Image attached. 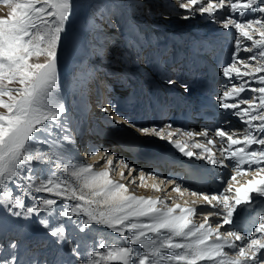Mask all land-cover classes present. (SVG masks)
Instances as JSON below:
<instances>
[{"label": "snow or ice", "instance_id": "6c2138e0", "mask_svg": "<svg viewBox=\"0 0 264 264\" xmlns=\"http://www.w3.org/2000/svg\"><path fill=\"white\" fill-rule=\"evenodd\" d=\"M0 3L11 9L6 17H0V201L12 216H53L60 201H66L58 214L65 221L54 224L41 218L40 224L49 235L68 241L79 264H264V209L256 207L258 198L264 200V0H175L182 20L206 15L223 29L237 33L231 61L220 69L228 83L221 86L218 101L221 109L231 111L245 125L239 136L236 130L223 126L214 133L208 128L174 129L171 123L138 127L110 101L102 109L142 136L166 140L186 158L221 168L232 166L233 174L219 191L190 192L210 209L198 224L193 220L200 214L195 201L185 207L175 202L169 205L160 197L136 195L128 184H135L138 170L123 158L104 152L99 153L101 160L95 165L78 160L65 163L66 154L53 151L65 142L76 146L68 130L69 110L61 98L58 72L62 34L74 0ZM165 83L178 85L184 93L190 91V85L178 79L167 77ZM117 160L124 170L121 179H126L125 171L131 177L126 183L110 176ZM101 162L104 166L98 170ZM41 163L62 168L72 181L51 167L45 175L38 169ZM139 172L143 185L146 173ZM241 175L250 178L241 183L237 180ZM218 179L225 184L223 176ZM165 183L173 184L172 191L181 195L189 192L174 180H160ZM151 187L162 190L159 184ZM33 193H49L59 199L32 195L35 203L29 204L27 198ZM245 211L255 213L248 228L237 224ZM69 225L81 233L90 225L107 227L127 243L105 242L99 250L84 254L75 241L68 240ZM7 248L11 251L0 245V264H24L16 252L18 241H10Z\"/></svg>", "mask_w": 264, "mask_h": 264}, {"label": "bare ground", "instance_id": "6f19581e", "mask_svg": "<svg viewBox=\"0 0 264 264\" xmlns=\"http://www.w3.org/2000/svg\"><path fill=\"white\" fill-rule=\"evenodd\" d=\"M137 1L139 4H137ZM141 1L74 0L73 13L66 24L65 32L62 34L63 40L59 48L58 72L62 86L61 98L66 106L71 108L67 116L68 125L72 128L70 127L71 129L68 128V130L70 135L74 137L76 146L72 147L65 142L57 144L56 148L53 149L57 154L61 151L66 154L65 163H73L76 160L81 161L82 154L84 155L87 150L85 141L97 136L91 135L86 125L100 119L102 116V110L99 109L100 102L96 100L97 95L86 97L85 94L88 86L93 89L90 74L86 70L82 71L86 64H89L88 71H95L94 77L96 78L103 75L102 67L104 65H113L115 75L121 76L122 81L126 80L133 96L131 102L125 105L124 100L121 99L122 102L120 100L121 85L117 83L110 84L118 86L116 110L138 127H161L164 124L171 123L174 129L199 131L208 128L214 133L217 127L223 126L236 130L238 136L245 127L239 118L231 114V111L221 109L218 101V95L222 92L221 86L228 83L220 69L231 61L234 51V44L230 41L231 37H223V34L225 33L227 36V32L232 28L225 30L219 24V26H216L206 15L196 14L191 19L182 20L180 18L181 11L175 5V0H151V2L144 0L143 6L139 7ZM94 9L102 11L104 15L105 13L108 15L110 13L114 14L112 20L107 17V27H102L103 39H99L101 35L97 34V43L109 46L111 50L109 57H107L108 55L104 56L100 47L97 49V56L96 51L92 50L93 42L90 40L92 32H88V30L91 27L95 29L93 24L97 20H94L93 17L92 12ZM119 16L121 18H118ZM121 19L125 20L127 25L123 22H117ZM122 33H125L130 42L127 48H125V44L120 38ZM236 35L234 29V39ZM144 51L142 59L141 56ZM242 55L246 57L249 54L242 53ZM138 56L141 60L137 62L134 57ZM238 66L242 67V65ZM120 69H123L124 72H120ZM73 73L78 77V84L71 83V79L74 78ZM167 77L187 82L190 85V91L184 93L178 85L169 87L165 83ZM81 86L83 95L80 97ZM247 95L251 98L252 94L249 92ZM100 101L105 106L109 102L104 97L100 98ZM90 104L93 105L90 106V110L93 112L91 114L88 111ZM107 115L102 119L105 122L102 131L109 128L110 131L119 133L118 135L122 141L117 145L109 137L100 140L99 145L104 146V150L112 151L116 157L123 158L138 170L134 174L135 184H128V187L138 196L160 197L169 205L175 202L185 207L193 206L192 201H195V206L199 207L200 214L194 216L193 220L196 222V217H200L196 223L203 222V214L210 209L203 204L202 200L191 196L190 192L212 193V191H219L226 186L227 179L233 174L232 166L221 168L220 166L207 165L195 158H186L166 140L158 139L155 136H142L134 128L123 123H117L115 116L108 113ZM225 121L228 124H225ZM177 138L184 139L183 137ZM196 139L202 140L203 138L197 137ZM96 141L98 142V140ZM128 143L132 146L130 147ZM216 147H220L219 141H217ZM134 148L144 150L152 148L161 155L173 158L175 164L170 167L171 169L175 166L180 167L179 172H159L160 167L157 164L135 160L132 157L134 156L132 152ZM95 152L97 155H91L89 161L100 156L98 151ZM217 156L219 157L218 152ZM194 166L199 168L197 170L202 175L201 187L199 182L194 181L195 174L192 171ZM40 167L45 168L47 171L51 167L60 177L72 181V177L64 172L62 168H57L55 164L49 166L46 163H41ZM102 167L103 165L100 164L99 168ZM114 167V173H110L111 178L124 183L131 179L127 176L126 171V179H121L120 173L124 170L119 160H117ZM187 167L190 171L187 170L188 174L185 175L184 172H186ZM141 169L146 173L143 185L139 172ZM148 173L155 174L159 179H153L152 175H147ZM220 176L225 178V184L223 185L218 179ZM249 178L247 175L237 176V180L241 183ZM160 180H174L182 188L187 187L189 192L181 195L172 191L173 184H160ZM153 184H159L162 190H154L151 187ZM185 201L188 203L185 204ZM256 207L257 210L264 209V201L258 198ZM63 209L64 207H61L59 210L62 211ZM254 215L255 213L252 211L242 212L237 224L248 228ZM10 216L6 207L0 210V241L7 245L10 242H8L10 238ZM27 223L29 225L33 224L31 221ZM102 229L107 230V227L102 226ZM82 235L83 242L88 241L90 236L93 237L91 232L86 233V231ZM114 235L118 239L111 240L110 244L117 245L120 239L124 240L117 233H114ZM33 244L34 247H39L41 243L38 239H35ZM81 244L86 245V247L78 245L81 252L87 254L89 243ZM137 247L139 248V246ZM72 255L74 256V262H67L68 260L65 259L66 261H63L62 264H79L78 257L73 253ZM202 264H208V262H202Z\"/></svg>", "mask_w": 264, "mask_h": 264}, {"label": "rangeland", "instance_id": "374dc122", "mask_svg": "<svg viewBox=\"0 0 264 264\" xmlns=\"http://www.w3.org/2000/svg\"><path fill=\"white\" fill-rule=\"evenodd\" d=\"M148 2H151V0H148ZM146 8V7H145ZM11 11V9L5 5L0 3V17H6L8 15V13ZM98 10H93V17L95 18L94 20H97L95 24H93L95 27V29H93V31H91L90 29L88 30V32H92L91 38L90 40L93 42L92 44V50H94V52L96 51V56L98 54V48H101V52L104 53V56L108 55L107 57H109V52L111 51L109 49V46L106 45H100L97 43V34H100V38L99 39H103V28L102 27H107V17H110V19L112 20L114 14L110 13L109 15L104 13L102 11H98ZM91 13V14H92ZM118 18H121V16H119ZM118 23H122L127 25V22L123 19L118 20ZM216 24V23H215ZM216 26H219L218 24H216ZM211 36V35H210ZM223 37H231L230 41H232V43L234 44L235 39H234V29L230 30L227 32V36L224 33ZM91 46V44H90ZM145 51L142 53V59H143V55H144ZM133 55V54H132ZM135 55V54H134ZM137 60V62L139 60H141V58L138 57H134V60ZM43 58H41V62H42ZM84 68H89V64L85 65ZM84 72V71H83ZM77 73V72H75ZM74 74V73H73ZM127 77V76H126ZM77 76L76 74H74V78L71 79V83H79V80H77ZM15 86V85H14ZM111 87V86H110ZM80 91L81 93H79V96L81 97L83 95V88L82 86L80 87ZM86 97H93V92L91 89V86L87 87V93L85 92ZM93 100V99H92ZM91 100V101H92ZM121 100V98H120ZM122 102V100H121ZM90 106L92 107L93 105H89V109L88 111H90V114L93 113L90 109ZM3 111V110H0ZM105 124V123H104ZM103 124V125H104ZM71 126L68 125V128H70ZM105 130H110L109 128L105 129ZM77 140V139H76ZM44 168V167H43ZM38 169H42L40 167V165L38 166ZM44 170V174L47 175V170ZM171 172V170H170ZM32 195H37V196H45L48 198H56L53 197L51 194L49 193H33L30 194L29 197L27 198V203L31 204V203H35V201L32 199ZM59 199V198H56ZM264 201V200H263ZM67 202L66 201H60L59 207L57 209L54 210L53 216H55V219H53V216H50L47 213H42L40 217H33L31 219H22V218H16L14 216H12L10 213V222H9V241L12 240H16L19 243V248L16 250L17 255L21 258V260L24 262V264H33V262L38 261L39 264H62L63 261H66L65 259H67V262H74V256L72 255V251L70 250L69 246H68V241H63L61 242V238L60 237H53L51 235L48 234V231L46 229H44L41 224H40V219L41 218H48L50 220V222L52 223H56L57 221H65L66 218L63 217H59V209L61 207H65V204ZM5 208L4 206V202L0 201V210H3ZM18 211H20V209H17ZM200 219V217H196V222ZM31 221L33 224L29 225V223H27L28 221ZM200 223V222H199ZM252 223V221H251ZM250 223V224H251ZM35 234L33 235L32 234ZM90 233L92 234L93 237L90 236V238L88 239V241H86L88 244L87 247H89V251L92 249H97L99 250V245L102 243H109L112 240H116V238L118 239V237H116L114 235V233L112 231H110L108 228L107 230L102 229V226L99 225H90L88 228V231L86 230V233ZM105 233V234H104ZM84 234V232H83ZM102 234V235H101ZM110 234V235H109ZM33 235V236H32ZM104 235V236H103ZM103 236V237H102ZM109 236V237H108ZM13 237V238H12ZM40 241V246L39 247H34L33 245V241L34 240ZM83 239V235L81 232H79L78 230H75L71 225L68 226V240L71 241H75L77 245H82L81 243H86L82 241ZM102 242H101V241ZM100 241V242H99ZM104 241V242H103ZM122 244H121V243ZM127 242H125L123 239H120L118 244L119 246H125ZM0 245L4 246V250L7 251H11L10 249L7 248V244H4L3 241H0ZM81 247H86V245H82ZM137 247V246H135ZM138 248V247H137ZM70 252H69V251ZM70 254V255H69Z\"/></svg>", "mask_w": 264, "mask_h": 264}]
</instances>
